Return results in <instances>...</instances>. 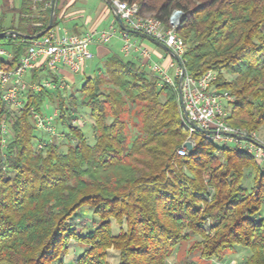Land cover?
<instances>
[{
    "label": "trees",
    "instance_id": "obj_1",
    "mask_svg": "<svg viewBox=\"0 0 264 264\" xmlns=\"http://www.w3.org/2000/svg\"><path fill=\"white\" fill-rule=\"evenodd\" d=\"M49 1L35 6L21 0L18 11L6 9L17 14L16 22L0 18V48L12 55L9 67L26 53L23 37L44 31L52 12L51 29L57 27L59 0L53 8L46 7ZM118 1L165 29L180 12L174 32L184 44L185 72L193 78L217 74L214 88L234 97L225 106L230 128L250 136L264 126V0ZM101 62L78 91L92 122V144L81 125L69 124L78 115L60 89L28 94L18 114L0 103V140L3 123L9 131L0 146V264H63L74 241L84 249L72 264H108L110 249L116 264H169L184 242H192L204 261L222 263L240 248L247 256L239 264H264L260 165L234 147L189 136L173 88L115 54ZM38 79L39 70L31 80ZM46 101L59 113L65 151L57 142L35 148L42 138L32 115H41ZM188 139L192 151L178 158ZM246 179L249 190L242 186ZM83 207L97 221L81 235L71 219Z\"/></svg>",
    "mask_w": 264,
    "mask_h": 264
},
{
    "label": "built area",
    "instance_id": "obj_2",
    "mask_svg": "<svg viewBox=\"0 0 264 264\" xmlns=\"http://www.w3.org/2000/svg\"><path fill=\"white\" fill-rule=\"evenodd\" d=\"M44 1L31 0L35 6L44 3ZM104 1L112 16L118 17L122 21L124 28L152 38L170 50L172 57L181 60L184 44L182 39L175 34V28L171 25L170 19L173 14L169 19L170 28L165 29L153 17L139 15L135 5H128L118 0ZM54 4L55 0H50L46 7L53 8ZM115 23L109 24L106 29L98 33H87L82 36L70 35L57 27L51 29L40 39L28 41L26 53L13 67L8 66L12 59L11 53L1 47L0 103H3L6 112L18 114L28 94H38L43 91L53 92L56 88L62 90L64 83L63 78L60 77L61 71H66L71 75L81 73L84 65L92 59L91 46L94 44L106 45L115 38L121 43L120 54L123 58L135 55L160 85H167L177 91L176 80L180 76V69H177L173 78L170 77L160 65L151 62V55L148 50L140 47L129 34L122 32ZM37 70L40 71V79L33 82L31 80L32 74ZM42 73H47L48 76H41ZM53 78H57V84L53 82ZM216 79L217 74L213 71H206L198 78H193L184 72L181 91L186 119L181 111L183 125L189 136L198 134L218 147H234L245 152L260 165L264 172V150L250 142L232 137L247 138L258 143L254 134L249 136L230 128L226 124L225 105L230 102V99L214 88ZM58 117L57 110H54L50 116L35 113L32 115L34 129L45 135L40 141L35 142L37 150H41L57 140L65 139L63 134L56 132L55 124ZM79 124L77 121H70V125L73 127L80 126ZM189 124L195 125L204 133L196 132ZM8 139L9 131L6 124L3 123L1 126V149L5 147ZM186 142L193 145V141L189 139ZM69 143L73 144L75 140L69 139ZM186 155L187 150L184 146L176 151L178 158Z\"/></svg>",
    "mask_w": 264,
    "mask_h": 264
},
{
    "label": "rangeland",
    "instance_id": "obj_3",
    "mask_svg": "<svg viewBox=\"0 0 264 264\" xmlns=\"http://www.w3.org/2000/svg\"><path fill=\"white\" fill-rule=\"evenodd\" d=\"M21 0H0V18H3L4 22L7 24L11 21H15L17 19V14L12 12H6V9L9 10L11 7L18 11L20 6ZM59 6L62 8V11L65 13V23H62L60 26L64 29L71 31L72 26L76 24V26H82V28L88 29L90 24H88V20L98 22L96 24L97 32H100L107 28V26L112 23L113 16L106 13L105 15L102 14L104 8L107 9V4L103 0H59ZM152 17L151 15H145ZM99 17V18H98ZM110 22V23H109ZM109 23V24H108ZM133 38V37H131ZM116 39H112L105 45L110 51H112L117 56L121 57L118 53V47L114 45L116 43ZM142 44L145 46L144 49H153L152 45L147 42L146 40H140ZM114 45V46H113ZM143 48V47H142ZM101 61L94 60L88 63L84 69V74L78 73L72 75L73 84H68L66 80H63L64 88L61 90L63 91V96L66 98L67 102H72L71 108L76 112L78 115L77 117H73L69 120L70 121H77L81 125V131L85 137V140L88 144H92L93 142V134L91 130V120L86 117L88 113L87 107L83 104L84 98L78 92L85 80L90 77L93 78L96 75V70L101 68ZM41 76H48L47 73H42ZM230 80V78H226ZM229 99L230 102L227 104L232 103L234 101V97L228 95V93L223 92ZM55 110V106L53 103L46 101L42 106L41 115L42 116H50L53 114ZM11 114V112L9 113ZM56 132L61 133V128L56 123ZM36 136L39 138H44V134L40 131L35 130ZM256 140L259 144L264 147V126H262L255 134ZM57 143L61 144V151H65L66 149V141L65 139L57 140ZM242 186L249 190L252 186L250 179L243 180ZM260 219L264 220V207L261 208L260 211ZM97 218L94 217L91 211L83 207L82 209L78 210L71 219V224L75 229L76 233L84 235L88 233L91 229L95 227V223ZM112 234L117 235L120 232V229L114 224L111 223ZM192 242H184L179 245L174 251L172 252L171 257L168 260L169 264H239L241 263L247 253H245L240 248L236 249L235 252L232 254L227 255L224 258L222 263L217 262L216 260L212 261H204L199 258V252L196 249L192 248ZM84 247L81 244L76 243L75 241L70 244V248L67 251L66 255L63 257L62 261L63 264H72V261L81 255ZM107 262L108 264H116L117 262V254L112 250L107 251Z\"/></svg>",
    "mask_w": 264,
    "mask_h": 264
},
{
    "label": "crops",
    "instance_id": "obj_4",
    "mask_svg": "<svg viewBox=\"0 0 264 264\" xmlns=\"http://www.w3.org/2000/svg\"><path fill=\"white\" fill-rule=\"evenodd\" d=\"M106 13H108V14H110L112 16L108 5H107V9L104 8L103 11H102L103 15H105ZM64 14L65 13L62 11V8L59 6L58 7V16H57V28H59L61 31H64V32H66V33H68L70 35H76V36H82V35H85L87 33H98L96 28H95L96 24L98 22V19L96 21L88 20V24H90V27L88 29H85V30H84V28H82V26L81 27L80 26H76V24H74L72 26V30L71 31H68V30L64 29L63 27L60 26L62 23H65L64 22L65 21ZM113 20H115L114 17H113ZM113 20H112V23H113ZM132 39L140 47H143V48L145 47L142 44V42L140 41V40H145V39L140 38V37H138V38H134L133 37ZM147 42H149L152 45V47H153V49L152 48L151 49H147L149 51L150 55H151V62L160 65L164 70L167 71V74L170 77L173 78L175 76V73H176L177 69L179 68L177 63H176V61L174 60V58L167 51H165L164 49H162L158 45H156V44H154V43H152L150 41H147ZM114 45L116 47H118V53H119V55H121L120 54L121 43H120V41L118 39H116V43H114ZM90 51H91V54H92V59L84 65V68H83L81 74H84V69H85V67H86V65L88 63H90V62H92L94 60L102 61L107 56L114 54L112 51H110L108 48H106L105 45H100V44H94L93 46H91ZM123 59L125 61L134 63L136 65V67L141 69L144 73L153 76L151 74V72L148 70V68L146 66H143L138 61V59L136 58L135 55H132V56H130L128 58H123ZM60 77L63 78V80H66L68 82V84H73V82H74L73 79H72V75L69 74L66 71H61L60 72ZM89 78L90 77H88L87 79H89Z\"/></svg>",
    "mask_w": 264,
    "mask_h": 264
},
{
    "label": "water",
    "instance_id": "obj_5",
    "mask_svg": "<svg viewBox=\"0 0 264 264\" xmlns=\"http://www.w3.org/2000/svg\"><path fill=\"white\" fill-rule=\"evenodd\" d=\"M103 1H104V0H103ZM53 14H54V13L52 12L51 15H50V18H49L48 25H47V27H46V29H45L44 31H42L41 33L37 34L36 36H33V37H23V38H24L25 40H27V41H33V40H38V39H40L41 37H43L47 32H49V31L51 30L52 22H53ZM180 17H181V13H180V12L177 11V12L173 13V16L171 17L170 22H171V25H172L174 28H176V27L178 26V24H179V22H180ZM114 19H115V22H116L118 28H119L122 32H125V33H127V34H129V35L137 36V37L143 38V39H145V40H147V41H150V42H152V43L158 45L159 47H161L162 49H164L165 51H167V52L171 55V51L168 50L164 45H162V44L156 42V41L153 40L152 38L147 37V36H145V35H143V34H141V33L134 32V31H130V30L124 28V27H123V24H122V21H121L118 17H115ZM12 35H14V36H20V35H18V34H12ZM173 58H174V60L176 61L177 65H178V67H179V69H180V76H179V78H178V80H177V96H178V103H179L180 110L182 111V113H183V115H184V118L186 119V115H185V113H184V107H183V103H182V91H181V83H182V78H183V75H184L185 70H184V68H183V66H182L181 60H180L179 58H177V57H173ZM189 126H190L191 128H193L196 132L200 133V134H203V133H204L202 130L198 129V128H197L195 125H193V124H189ZM232 137H233V138H238V139H240V140H242V141L250 142V143H252V144H254V145H256V146H258V147H260L261 149L264 150V147H263L262 145H260V144H258V143H256V142H254V141H251V140H249V139H247V138H241V137H236V136H232ZM183 146H184V148L187 150V152H191V151H192L193 145H192L191 143H189V142H185Z\"/></svg>",
    "mask_w": 264,
    "mask_h": 264
}]
</instances>
